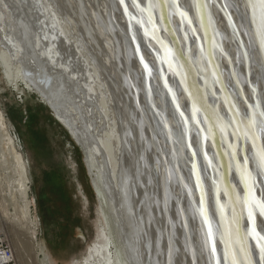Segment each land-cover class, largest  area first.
I'll return each mask as SVG.
<instances>
[{
    "label": "bare ground",
    "instance_id": "bare-ground-1",
    "mask_svg": "<svg viewBox=\"0 0 264 264\" xmlns=\"http://www.w3.org/2000/svg\"><path fill=\"white\" fill-rule=\"evenodd\" d=\"M7 1H5L6 5L9 3L13 5L10 8L12 19L20 31L24 46L15 41L16 34L13 35V32L5 31L2 34L0 21V59L6 72L14 78L16 85L22 83L27 89L37 88L42 91L47 96L48 100L42 98L47 106L48 101L58 105L59 113L56 115L61 123L70 128L69 122L73 120L76 128H81L80 132H75L72 128L70 131L86 156L92 186L100 201L101 221L95 240L87 248L82 262L76 264H191V256L195 261H199L195 255V249L189 250L184 235L179 236L176 233L182 248H179L178 242L175 241L173 225L176 219H173L168 206L167 194L169 199L174 197L166 187L165 173L160 165L161 161L164 164V156H170L171 153L156 151L158 147H155L154 139L152 140L149 136L152 133L154 137L152 124L144 119L141 121L137 116L136 112L140 110L143 112V107L138 105V92L135 93L132 90L130 83L134 84V80L130 82L129 77L131 78V72L140 76L143 69L138 63H135L133 68H130L127 62L123 63L121 58L124 48L123 40H116L110 35V32L113 33L106 18L110 9L108 1L52 0L57 6L56 9L51 0H36L33 5H28L23 0ZM234 1L244 5V0ZM34 8L36 10L43 8L42 13L49 18V22H43L42 29L45 37L42 36L41 28L39 29L35 22ZM242 8L244 12H247L246 6ZM212 10L216 31L223 38V50L231 61L221 57L222 79L227 90L234 94L236 88L230 74V65H234L238 59L242 63V54L240 53L241 56L237 59V41L232 37L219 10L215 6ZM189 14L192 24L202 38L195 9L190 10ZM64 15L67 16L63 18ZM233 15L236 16L234 12ZM120 20L126 22L123 17ZM173 20L178 29L181 25L180 18L174 15ZM235 20L240 26L237 17ZM33 28L37 30L31 31ZM50 28L54 32L61 33L66 42L69 44L73 42L77 46L84 61V75L81 70H78L79 66L68 55L62 53L58 47L57 35L49 34ZM108 29L110 32L107 31ZM188 31L190 34L189 28ZM240 32L243 35L241 26ZM190 37L191 54H196L198 52L196 39L192 34ZM243 40L246 44L244 36ZM181 43L184 44L183 39ZM252 43L255 46L254 40ZM151 45L156 47L153 42ZM64 53L66 54V51ZM21 56L25 59H21ZM148 59L151 63H155L154 58L148 56ZM254 59L256 62L251 68V74L253 82L258 87L259 99L264 105V84L261 82L262 75L258 70L259 65L262 66V61L258 54ZM239 70L240 80L245 84L244 65H241ZM83 77L86 78L85 81ZM135 86L137 89L140 88L141 81H138ZM244 88V95L252 104V92L246 85ZM215 92L217 95L221 93L218 88ZM185 99L187 98L183 97L181 102L185 103ZM237 103L239 111L247 112V107L241 99L237 98ZM134 107L137 111H134ZM219 109L227 121H233L223 102H219ZM72 116L75 117L72 118ZM169 120L172 128L178 129L179 126L174 119L169 117ZM0 130L6 137L5 148H10L9 151L13 152L20 168V185L25 199L23 213L28 228L25 244L27 254L23 263H19L14 247H12L13 257L18 264H54L47 247L38 243L40 224L33 218L30 201H28L27 162L16 149L10 122L1 110ZM229 139L232 138L228 137ZM193 141L194 143L199 141L197 133L193 136ZM262 142H264V134ZM208 146L213 152L211 142ZM246 147L249 149L248 157L251 158L254 150L249 142ZM176 152L182 157V149L177 144ZM237 155H242L239 149ZM248 165L258 174L255 160L249 159ZM233 170L235 173L233 179L237 183L240 196L243 187L239 182L237 169L233 167ZM154 172L159 178L157 180L163 192V201L158 197L161 189L156 188ZM105 186L108 191L104 190ZM256 191L264 199V183ZM179 192L177 189L174 194L176 199ZM210 194H212L211 190ZM162 205H164V214L161 211ZM212 211L217 219L218 214L213 207ZM257 218L264 222L258 212L256 221ZM243 222L244 224L248 222L246 214ZM256 227L258 231L264 233V228L257 223ZM5 238L8 239V236ZM6 241L9 243L8 240ZM251 248L255 257H258V249L253 241H251ZM177 250H180L181 257L177 254ZM219 250H222L220 241ZM203 254L204 262L206 260L204 251ZM3 259H6V256H0V262Z\"/></svg>",
    "mask_w": 264,
    "mask_h": 264
},
{
    "label": "water",
    "instance_id": "water-1",
    "mask_svg": "<svg viewBox=\"0 0 264 264\" xmlns=\"http://www.w3.org/2000/svg\"><path fill=\"white\" fill-rule=\"evenodd\" d=\"M5 1L7 0H0V21L2 26L1 32L2 34L5 31L13 32V35L16 34V36H18V38L15 36V41L22 44L21 41L22 37L20 36V31L16 28L14 19H12V12L10 11V8L13 5L10 3L9 5H6ZM23 1H25L28 5H33L36 0H23ZM107 1H108V5L110 6V9H109V15H107L106 18L110 24V29L112 30L113 34H111L109 29L107 31L110 32V35L116 40H120V41L123 40L124 48L122 50L123 55L121 57L123 63L127 62L130 65V68H133V65L135 63H138L143 69V72H140L141 73L140 76H138V74H134L131 72L130 74L131 78L129 77L130 82L134 80L135 85L136 83H138V81H141V87L138 89H137L138 84L136 87L133 83H130L132 90H134L135 93L138 92L139 107L141 108L143 107V112L141 110L138 112L136 107H134L136 109V110L134 109V111H137L136 112L138 113L137 116L140 118L141 121H143L144 119L147 123L148 121H150V123L152 124L154 128V137L152 133H150L149 136L152 138V140L154 139L155 147H158L156 151L162 150L168 152L169 154L171 153L170 156L168 155L164 156V164L161 161L160 165L165 173L164 176L166 177V187L169 192L171 191L174 197V198L170 197L169 199V194H167L168 206L171 209V214H173L172 216L173 219L174 218L176 219L175 220L176 223L173 225L175 241L178 242V247L182 248V245L180 244L179 238L176 233H178L179 236L180 234L184 235L185 236L184 239H186L189 250L191 251L195 249V255L198 257V260L201 262L195 261L194 257L191 256L190 257L191 264H215L214 257L204 246L206 225L204 224L203 217L198 212V209L200 207L207 208L208 215L211 219L214 231L220 227L219 224L220 212L216 208L214 197L216 190L215 175L216 172L220 173L222 167L217 158L216 146L209 137L207 141H203V142L201 141L200 137L202 133L193 123L194 118L192 114V104L194 100L192 94L190 93L189 89L187 88L183 80L180 79L178 75H176V73L173 72L162 61L161 45L157 42V39L153 38L151 31H149V34L146 35L144 28L141 27V25L136 22V19H133V17L139 19H146V16H141L139 11L133 6V0H124L123 4L120 3V0H107ZM207 1H208L209 13H210V20L212 21L214 32L219 42L215 57L218 61L219 69H220V75H219L220 77L218 78V80H216L215 77L213 78L210 77V83H208V88H207L209 93L208 104L210 105V107L214 108L217 111L220 117L223 118L225 117L223 116V114L219 109V102H223L229 114L231 115L232 120L234 119L233 116L234 112L238 113V117L244 118L245 114H242L239 111V107L237 103V98H239L245 103L246 107L249 110V114H251L253 110H255L258 114L260 111H264V105L259 99L260 96H259L258 87L253 82L251 68L254 66V63L256 62L254 57L255 55L258 54V56L261 58L262 61V66L259 65L258 70L262 75L261 82L262 84H264V49L260 45V38L256 34L254 26L250 21V17L247 14L248 10L247 12H244L242 7H238L239 3L237 4L234 0H220V2L219 0H207ZM50 2L54 5V8L56 9L57 8L56 4L52 2V0ZM144 3H146V0H144V2L141 3V6H143ZM213 6H215L222 14V16L224 17L227 23V26L230 29L232 37L238 43L237 59L238 57L240 58L242 54V61H243L242 63L241 61L239 62L238 59L234 65L233 64L230 65V74L232 77L233 84L236 88V92L234 94H232L230 91L227 90L228 88H226V85L224 84L222 79L220 59L221 57H224L230 61V58L223 50V38L221 34H218V32L216 31L215 17L212 12ZM42 10L43 8L41 9L39 8L37 10L35 9L34 18L36 24L38 25V28L39 29L41 28L42 36L45 37L44 35L45 33L43 32L44 30L42 29L43 22L44 21L49 22V18L46 17L44 13H42ZM233 12L236 15L235 17L233 15ZM174 15L179 17L178 14L173 12L171 17L168 18V26L166 28V26L163 25V21L159 19V13H157L156 30L158 32V37L162 39L164 43L167 44L169 47L175 44L182 53L188 51L192 59H196L198 54H200V46L198 44L197 38L200 41V43L203 44L204 36H205L204 34L205 29L202 23L200 22L198 14L196 12V16L198 17L200 29L203 35L202 38L198 36L194 24L188 25L186 22L184 23L181 22L180 27H178L177 29L176 26L174 25V20H173ZM66 16L67 15H64L63 18H65ZM121 17L125 18L126 22H121L120 20ZM236 17L239 20L243 35L240 32V26L238 22L235 20ZM188 28L191 30L190 34ZM36 30L37 29L35 28L31 29V31H36ZM48 31L49 34L54 33L57 35L58 47L60 48V50L64 55L66 56L68 55V57H70L73 60V62L79 66L78 70H81L83 74L85 70L84 61L77 49V46L73 42H71V44L66 42L64 36L61 35V33L54 32L51 28L48 29ZM191 34L196 39V43H197L198 53L196 56H192L190 51L191 41H192L190 37ZM243 36L244 39L246 40V44L243 40ZM181 39L184 40V44L181 43ZM252 40H254L255 46L253 45ZM152 42L155 44L156 46L155 48L151 45ZM22 46L24 45L22 44ZM11 51H13L12 48ZM65 51L66 54L64 53ZM148 56L154 58L155 61L154 64L151 63V61L148 59ZM23 58L24 56H21V59ZM145 64L148 65L147 68L145 67ZM241 65H244L245 67V84H243V82L240 80L239 69ZM83 79L84 81L86 80L85 77H83ZM198 84L207 86V81L204 80L203 78L198 77ZM245 85L252 92L254 104H250L249 100L246 99L244 95ZM216 88H218L221 92L219 95H217L215 92ZM223 90L229 94L230 97L229 102H227L223 97ZM129 91L131 93V89H129ZM37 92H39L41 98H45V100L47 99V96L42 91L37 89ZM183 97L187 98L185 99V103L181 102ZM212 99L213 102L211 101ZM177 105H179V107H177ZM248 105H251L252 108L250 109ZM57 106L58 105H56L54 102L52 103L48 101V107L52 110L54 116L58 119L56 113H59L58 111L59 109ZM230 107H234V110H238V112L230 111L229 110ZM181 113H183V115H181ZM69 116L70 115L68 114V117ZM73 117L75 116H72V118ZM169 117L174 119L177 126H179L178 129L174 130L172 128ZM195 118L201 121L200 123L201 127L205 128L206 120L200 112L197 113ZM224 120L227 122L226 118H224ZM72 121L73 120H70L69 122L70 128H72V130L75 132H80L81 128H76L77 126ZM61 124L66 128V130L69 132V135L71 136L75 144L81 149V151L84 154V151L82 150L81 146L76 141L75 137L72 135L70 131L71 129L67 125L63 123ZM196 133L197 136L199 137L198 144L194 143L193 141V136ZM203 134L207 135L208 133H203ZM263 134L264 133H262V135ZM177 136H179V138L181 139V145L180 144L179 145L181 146L182 149V157L178 155V152H176L175 139ZM187 136H188V140H187ZM210 142H211V147L213 148L214 155H210L209 153V150L211 149L208 146V143ZM247 142L251 144L250 141H240V147L238 149L241 151L242 156H244L243 149L246 147ZM202 148L204 149V153L206 154V156L208 155L212 158L214 165L211 164L212 165L211 166L208 163L207 159L204 158ZM229 150L231 149L228 147V151ZM193 153H195V155ZM84 157H86L85 154ZM98 157L100 158L101 156ZM84 163L86 165V169L88 172V166L85 158H84ZM233 167L237 169L235 163H232L230 165L229 173H228V181L232 189H234L235 192L238 194L237 183L233 179V174H235ZM198 174L200 181L203 185V189L205 191V203L203 205L201 204V188L197 183ZM253 174L256 175L257 178V183L253 189L256 195V190L260 189V187H262L263 185L261 181H264V175L259 176V174H256V172L254 171ZM238 175L240 177L239 182L246 191L247 189L245 188L244 181L242 180L239 171H238ZM88 176L91 181L89 172H88ZM153 177L156 179L155 180L156 188L159 189L160 182H158L157 180L158 177L155 176V172L153 173ZM177 189L180 191L178 199H176V197L174 196ZM104 190L108 191V188H106L105 186ZM210 190L212 194H210ZM158 197L161 198V200L163 201L162 189L160 190V194ZM220 198L222 203L227 201V196L225 195V192L220 191ZM257 198L262 199L260 195H258ZM212 207L215 209L216 213L218 214L217 222L214 217ZM163 208L164 205H162L161 207V211L164 214ZM256 211L259 214V210L257 209ZM261 217L264 219V216ZM243 220H244V216L242 217V229L243 232L247 234L251 226L250 221L248 220L249 228L245 229ZM219 241L220 239L217 236V242H216L217 255L222 253V250H219ZM251 241H253L255 244V240L252 237L248 236V244L250 247H251ZM177 251H178L177 254L181 257L182 254L180 250ZM203 251L206 254V260H205L206 262L205 261L203 262L202 259V257L204 256ZM252 255L254 260L258 259V257H255L253 251H252Z\"/></svg>",
    "mask_w": 264,
    "mask_h": 264
},
{
    "label": "rangeland",
    "instance_id": "rangeland-1",
    "mask_svg": "<svg viewBox=\"0 0 264 264\" xmlns=\"http://www.w3.org/2000/svg\"><path fill=\"white\" fill-rule=\"evenodd\" d=\"M197 14L205 29L203 44L197 38L200 48L201 46L203 48V54L200 51L197 58L192 59L188 51L182 53L174 44L168 46L175 54L174 59L166 58L162 61L169 67L168 60L173 59V67L170 69L189 89L199 109L198 112L204 118L211 117L210 121L205 119V127H207L208 124L216 121L218 114L208 104L207 88L210 77H215L216 80L220 77L219 64L215 57L219 42L210 20L208 1ZM162 21L167 28L168 18ZM155 34L158 36L157 30ZM161 49L162 57L163 48ZM197 53L192 56H196ZM9 77L0 59V110L10 122L16 149L27 162L28 201L33 218L40 224L38 243L47 247L54 264L80 263L86 255L87 248L95 240L101 221L100 201L88 176L84 154L42 100L37 88L30 90L22 83L16 85L14 78ZM198 77L206 80L207 86L199 85ZM223 97L227 102L230 101L229 94L224 90ZM211 101L213 102V99ZM240 112L249 114L248 108L247 112ZM233 116H238V113L234 112ZM196 121L197 119L194 118V125L201 131L203 127ZM207 135L216 146L217 158L222 167L220 173L216 172L215 175L216 187L218 186L223 192H235L228 181L230 165L236 164L230 154L231 150L228 151V137L215 128ZM0 137V239L4 240L8 236L6 240L14 247L19 263H23L27 254L25 244L28 228L23 213L25 199L20 185V168L13 152L9 151V147L5 148L6 137L1 130ZM175 142L181 147L179 136L176 137ZM202 152L208 163L210 160L214 165L212 158L206 156L203 148ZM209 153L213 155L212 150H209ZM237 157L243 162L242 155ZM81 159L84 166L81 164ZM247 166L253 172L252 168ZM246 191L243 188L240 192L241 198ZM258 194L256 191V195ZM245 214L247 215L246 210L239 220L242 233H244L242 217ZM257 224L264 228V222L259 218ZM244 228H249V222L244 224Z\"/></svg>",
    "mask_w": 264,
    "mask_h": 264
},
{
    "label": "snow or ice",
    "instance_id": "snow-or-ice-1",
    "mask_svg": "<svg viewBox=\"0 0 264 264\" xmlns=\"http://www.w3.org/2000/svg\"><path fill=\"white\" fill-rule=\"evenodd\" d=\"M120 3L123 4L124 0H120ZM141 3L142 0H133V6L139 11L141 16H146V19L136 17H133V19H136V22L144 28L146 35L151 31L153 38L157 39V42L163 48L162 59H174L175 54L172 49L155 34L157 29V13H159V19L163 20L170 18L172 13L175 12L179 15L182 23L186 22L188 25H191L193 21L189 14L190 10L196 9L197 13H199L200 8L207 3V0H146L143 6H141ZM242 6L247 7V14L250 17L256 34L260 38V45L264 48V0H244V5L238 4V7ZM149 26L151 27L149 28ZM200 51L203 54L202 46ZM173 59L168 60L169 68L173 67ZM145 67L147 68L148 65L145 64ZM248 107L252 108L251 105H248ZM229 110L238 112V110H234V107H230ZM198 111L199 109L196 107L195 101H193V118L196 117ZM205 119L210 121L211 117L206 116ZM196 122L197 124L201 123L199 120ZM214 128L225 134L226 137L232 138L229 139L228 147L231 149L230 154L236 161V167L240 172L247 191L243 198L234 191L225 192L227 203H222L220 198L221 190L218 186L216 187L214 198L216 208L220 212V227L215 231L207 208L200 207L198 209L206 225L204 246L214 257L215 264H264V234L258 231L256 227V210H259V215L264 216V199L256 197L253 188L257 183V178L247 166L249 159L255 160L258 174L264 175V142H262L264 111H260L257 114L253 110L251 114H245L244 118L234 116L233 121L227 122L217 114L215 122L208 124L205 128H201L202 135L200 139L202 142L208 139V135L203 133H212ZM240 141H250L254 149L251 158L247 155L249 149L247 147L243 149V162L237 159V149L240 147ZM193 154L195 155V153ZM209 164H211L210 160ZM197 183L201 188V204L203 205L205 203V191L199 174L197 175ZM261 183H264V181H261ZM245 210L247 211V217L251 225L247 234L242 233L239 228L240 216ZM217 236L223 246L222 253L219 255H217L216 248ZM248 236L255 240L256 247L258 248V259L256 260L253 259L251 247L247 243Z\"/></svg>",
    "mask_w": 264,
    "mask_h": 264
},
{
    "label": "built area",
    "instance_id": "built-area-1",
    "mask_svg": "<svg viewBox=\"0 0 264 264\" xmlns=\"http://www.w3.org/2000/svg\"><path fill=\"white\" fill-rule=\"evenodd\" d=\"M12 246L6 241V239H0V256H6V259L0 262V264H18L13 257Z\"/></svg>",
    "mask_w": 264,
    "mask_h": 264
},
{
    "label": "trees",
    "instance_id": "trees-1",
    "mask_svg": "<svg viewBox=\"0 0 264 264\" xmlns=\"http://www.w3.org/2000/svg\"><path fill=\"white\" fill-rule=\"evenodd\" d=\"M78 148V147H77ZM81 153V152H80ZM82 157V156H81ZM82 160V159H81ZM81 164L84 166L83 160L81 161Z\"/></svg>",
    "mask_w": 264,
    "mask_h": 264
}]
</instances>
